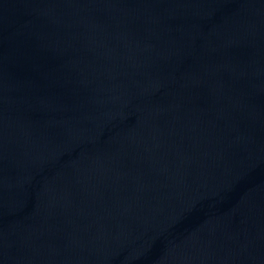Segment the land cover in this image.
I'll use <instances>...</instances> for the list:
<instances>
[{"label":"water","instance_id":"water-1","mask_svg":"<svg viewBox=\"0 0 264 264\" xmlns=\"http://www.w3.org/2000/svg\"><path fill=\"white\" fill-rule=\"evenodd\" d=\"M0 264H264V0H0Z\"/></svg>","mask_w":264,"mask_h":264}]
</instances>
